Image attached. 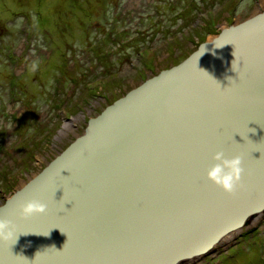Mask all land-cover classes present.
I'll list each match as a JSON object with an SVG mask.
<instances>
[{
  "label": "water",
  "instance_id": "obj_1",
  "mask_svg": "<svg viewBox=\"0 0 264 264\" xmlns=\"http://www.w3.org/2000/svg\"><path fill=\"white\" fill-rule=\"evenodd\" d=\"M219 150L242 157L235 195L205 176ZM28 199L46 211L20 218ZM262 214L264 6L89 117L5 197L17 238L0 264H191Z\"/></svg>",
  "mask_w": 264,
  "mask_h": 264
},
{
  "label": "rangeland",
  "instance_id": "obj_2",
  "mask_svg": "<svg viewBox=\"0 0 264 264\" xmlns=\"http://www.w3.org/2000/svg\"><path fill=\"white\" fill-rule=\"evenodd\" d=\"M263 6L264 0H0V202L150 70L184 59L230 16L242 20ZM67 122L74 125L60 136ZM251 224L191 264H264V214Z\"/></svg>",
  "mask_w": 264,
  "mask_h": 264
},
{
  "label": "clouds",
  "instance_id": "obj_3",
  "mask_svg": "<svg viewBox=\"0 0 264 264\" xmlns=\"http://www.w3.org/2000/svg\"><path fill=\"white\" fill-rule=\"evenodd\" d=\"M212 161L213 163H211L205 170L206 178L225 193L235 195L237 189L241 187V177L243 173L242 157L240 155L229 157L226 156L222 150H219L213 153ZM17 208L19 217L27 219L35 214L44 213L47 205L37 199H28L19 203ZM43 235H48V233ZM16 238L17 233L15 223L9 219L0 218V242L10 245L15 243Z\"/></svg>",
  "mask_w": 264,
  "mask_h": 264
},
{
  "label": "flooded vegetation",
  "instance_id": "obj_4",
  "mask_svg": "<svg viewBox=\"0 0 264 264\" xmlns=\"http://www.w3.org/2000/svg\"><path fill=\"white\" fill-rule=\"evenodd\" d=\"M230 19H231V23H233V22L239 20V19H237L236 17H233V18H232V16H230ZM231 23H228V19H227V20H224V24H226V25H229V24H231ZM213 33H214L213 31H212V32H206L207 35H209V34H213ZM206 34H205V35H206ZM207 35H206V36H207ZM198 41H199V40H198ZM198 41H196V43H194V45L198 44ZM194 45H193V46H194ZM177 62H178V61H174V63L171 64L170 66L176 64ZM170 66H169V67H170ZM158 71H160V70H158ZM149 73H150V75H149V76L145 75V77H146V76H147V77L152 76V75H153V70H150ZM143 80H144V78H141V81H143ZM94 115H96V114H94ZM58 150H61V148H59V149H58V148H55V149H54L55 154H57V153L59 152ZM54 156H55V155H54ZM3 200H4V198H3ZM0 203H1V202H0Z\"/></svg>",
  "mask_w": 264,
  "mask_h": 264
},
{
  "label": "bare ground",
  "instance_id": "obj_5",
  "mask_svg": "<svg viewBox=\"0 0 264 264\" xmlns=\"http://www.w3.org/2000/svg\"><path fill=\"white\" fill-rule=\"evenodd\" d=\"M73 123L72 122H67L63 125L62 130L60 131V136H63L66 134V131H70V129L73 127Z\"/></svg>",
  "mask_w": 264,
  "mask_h": 264
}]
</instances>
